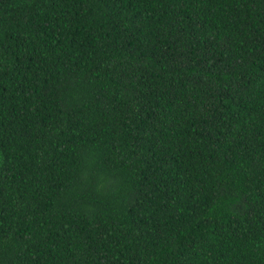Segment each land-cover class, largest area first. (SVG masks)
Here are the masks:
<instances>
[{
    "label": "trees",
    "instance_id": "trees-1",
    "mask_svg": "<svg viewBox=\"0 0 264 264\" xmlns=\"http://www.w3.org/2000/svg\"><path fill=\"white\" fill-rule=\"evenodd\" d=\"M0 264H264V0H1Z\"/></svg>",
    "mask_w": 264,
    "mask_h": 264
},
{
    "label": "water",
    "instance_id": "water-1",
    "mask_svg": "<svg viewBox=\"0 0 264 264\" xmlns=\"http://www.w3.org/2000/svg\"><path fill=\"white\" fill-rule=\"evenodd\" d=\"M1 1V0H0Z\"/></svg>",
    "mask_w": 264,
    "mask_h": 264
}]
</instances>
